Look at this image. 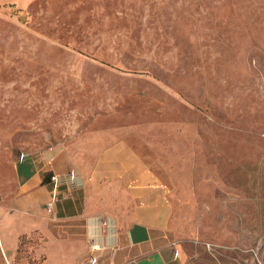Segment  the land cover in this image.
Listing matches in <instances>:
<instances>
[{"label": "rangeland", "instance_id": "374dc122", "mask_svg": "<svg viewBox=\"0 0 264 264\" xmlns=\"http://www.w3.org/2000/svg\"><path fill=\"white\" fill-rule=\"evenodd\" d=\"M55 144L111 155L183 264H260L264 0H0V170Z\"/></svg>", "mask_w": 264, "mask_h": 264}, {"label": "crops", "instance_id": "0c3cea01", "mask_svg": "<svg viewBox=\"0 0 264 264\" xmlns=\"http://www.w3.org/2000/svg\"><path fill=\"white\" fill-rule=\"evenodd\" d=\"M95 158L87 167L55 144L2 160L1 264H16L18 251L20 264H183L161 216L142 217L152 202H139L135 180L108 169L111 155Z\"/></svg>", "mask_w": 264, "mask_h": 264}, {"label": "built area", "instance_id": "2783aa9c", "mask_svg": "<svg viewBox=\"0 0 264 264\" xmlns=\"http://www.w3.org/2000/svg\"><path fill=\"white\" fill-rule=\"evenodd\" d=\"M49 177H51V179H55L54 175H50ZM51 207H52V199L50 198L45 202V209L50 212ZM260 264H264V257L260 258Z\"/></svg>", "mask_w": 264, "mask_h": 264}]
</instances>
